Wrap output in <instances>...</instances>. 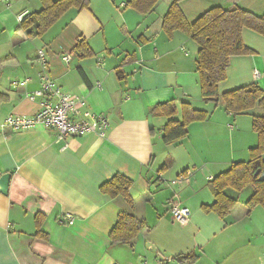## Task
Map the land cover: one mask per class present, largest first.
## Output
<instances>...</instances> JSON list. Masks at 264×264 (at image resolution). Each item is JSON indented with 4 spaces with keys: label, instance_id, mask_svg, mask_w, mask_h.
Instances as JSON below:
<instances>
[{
    "label": "crops",
    "instance_id": "obj_1",
    "mask_svg": "<svg viewBox=\"0 0 264 264\" xmlns=\"http://www.w3.org/2000/svg\"><path fill=\"white\" fill-rule=\"evenodd\" d=\"M120 1L89 0L87 9H70L43 37L32 39L18 29L16 17L41 10L40 0H0V62L12 59L0 65V94L6 97L0 103V176L10 174L8 193H0V264H157L159 259L179 264L173 260L178 255L196 256L194 264H264V209L246 206L252 188L226 190L237 199L226 219L201 210L214 202L208 182L232 163L249 160L257 144L252 116L261 110L230 115L202 102L194 65L198 45L178 32L168 39L161 28L174 0H159L147 15L119 7L128 2ZM178 5L191 23L213 7L264 14V0ZM246 32L243 42L254 54L230 58L220 94L251 83L264 91V38ZM83 40L94 57L81 59L74 52ZM38 50L46 53V73L64 94L106 117L103 139L89 134L57 141L56 132L41 124L25 131L2 129L8 114L38 111L40 99L26 98L40 88ZM62 54H70L68 63ZM167 102L177 108L188 103L208 117L190 124L184 140L165 145L161 130L169 119L150 109ZM168 157L172 165L160 172ZM117 174L132 181L133 208L122 197L99 191ZM174 205L188 210L187 225L173 221ZM122 212L149 225L131 247L111 245L109 239ZM37 214L45 216V240L34 236ZM65 215L76 218L72 225L60 223Z\"/></svg>",
    "mask_w": 264,
    "mask_h": 264
},
{
    "label": "trees",
    "instance_id": "obj_2",
    "mask_svg": "<svg viewBox=\"0 0 264 264\" xmlns=\"http://www.w3.org/2000/svg\"><path fill=\"white\" fill-rule=\"evenodd\" d=\"M159 0H128L124 8H129L139 15H147L153 11ZM174 0L162 19V31L168 39H172L175 33H181L198 45L195 69L199 79L200 97L203 103L222 106L230 115H238L259 108L260 115L252 116L251 127L256 134L257 144L249 150V160L246 162L232 163L228 170L213 177L208 182L214 202L211 205H202L204 213H213L220 219H226L237 204L235 197L226 194L230 189L240 193L246 188H252L253 193L246 202L251 209L261 206L264 209V91L256 83L233 89L220 94L219 84L226 80L230 58L236 56L253 55L254 51L243 42L242 34L250 31L264 38V14L256 16L239 7L223 9L213 7L205 11L192 23L187 20L179 8V2ZM42 9L29 14L18 29L28 31V37L35 39L43 37L62 16L70 9L78 11L87 9L89 0H40ZM33 29V31H31ZM74 52L79 58H92L93 52L83 41L76 43ZM12 59H4L0 62L3 66ZM121 79V70L115 69ZM6 97L0 94V103ZM180 115V120L175 117ZM150 114L162 116L169 121L162 128V141L165 145H172L184 140L187 136V127L195 122H203L207 119L206 111L192 108L188 103H181L177 108L174 102L156 104L151 107ZM153 135V132L150 131ZM173 163L172 157H168L160 172L166 171ZM263 176V179L261 177ZM132 181L122 175L113 176L108 182L100 185L99 191L108 198L122 197L129 208L134 207V201L130 195ZM45 216L37 214L34 217L36 228L35 237L47 239V235L41 231ZM147 222L127 213H119L114 227L111 229L109 239L111 245L132 246L135 239L146 231H149ZM173 260L179 264H194L196 256L178 255Z\"/></svg>",
    "mask_w": 264,
    "mask_h": 264
},
{
    "label": "built area",
    "instance_id": "obj_3",
    "mask_svg": "<svg viewBox=\"0 0 264 264\" xmlns=\"http://www.w3.org/2000/svg\"><path fill=\"white\" fill-rule=\"evenodd\" d=\"M1 1L6 2L7 0ZM123 6L124 4L121 5V7ZM27 16L28 13L24 12L19 14L16 19L18 23H21ZM36 57L42 69L40 88L27 94L26 98L30 101L40 99L38 111L33 116L8 114L1 124L2 129L10 128L13 131H25L41 124V126L51 128L56 132L57 141H65L89 134H94L103 139L107 128L106 117L86 110V103L83 99L64 94L46 73L48 69L46 53L43 50H38ZM70 58V54L61 55V60L64 63H68ZM253 76L257 79L260 74L254 71ZM27 82V80L23 81L22 84L26 85ZM170 213L173 221L179 225L188 224L189 212L186 208L174 205L170 208ZM75 219L70 215H65L61 218L60 223L72 225ZM167 262L168 259H159L157 264H167Z\"/></svg>",
    "mask_w": 264,
    "mask_h": 264
},
{
    "label": "water",
    "instance_id": "obj_4",
    "mask_svg": "<svg viewBox=\"0 0 264 264\" xmlns=\"http://www.w3.org/2000/svg\"><path fill=\"white\" fill-rule=\"evenodd\" d=\"M263 179V176L261 177ZM10 181V174L0 176V193L6 195L8 193V185Z\"/></svg>",
    "mask_w": 264,
    "mask_h": 264
},
{
    "label": "rangeland",
    "instance_id": "obj_5",
    "mask_svg": "<svg viewBox=\"0 0 264 264\" xmlns=\"http://www.w3.org/2000/svg\"><path fill=\"white\" fill-rule=\"evenodd\" d=\"M117 1H118V4L121 2L120 0H117ZM121 5H123V4H120L119 7H121ZM245 32H246V31H245ZM246 34H249L250 36L252 35V33L248 32V31L246 32ZM245 41H246L247 43H249V44L252 43L251 40H250V38H249L248 36H245ZM36 58H37V57H36ZM37 61H38V60H37ZM246 190H250V191H251L250 188H247ZM245 194H246V193H245Z\"/></svg>",
    "mask_w": 264,
    "mask_h": 264
}]
</instances>
